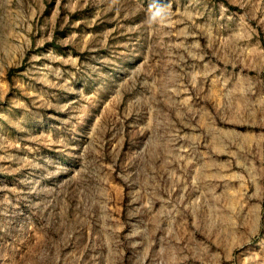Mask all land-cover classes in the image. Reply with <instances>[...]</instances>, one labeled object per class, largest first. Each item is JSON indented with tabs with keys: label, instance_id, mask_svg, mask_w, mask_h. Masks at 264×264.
<instances>
[{
	"label": "rangeland",
	"instance_id": "obj_1",
	"mask_svg": "<svg viewBox=\"0 0 264 264\" xmlns=\"http://www.w3.org/2000/svg\"><path fill=\"white\" fill-rule=\"evenodd\" d=\"M0 264H264V0H0Z\"/></svg>",
	"mask_w": 264,
	"mask_h": 264
},
{
	"label": "clouds",
	"instance_id": "obj_2",
	"mask_svg": "<svg viewBox=\"0 0 264 264\" xmlns=\"http://www.w3.org/2000/svg\"><path fill=\"white\" fill-rule=\"evenodd\" d=\"M160 16H161V11L158 9V10L153 14V16L150 17L149 19H150V21H153V20H155L157 17H160Z\"/></svg>",
	"mask_w": 264,
	"mask_h": 264
}]
</instances>
